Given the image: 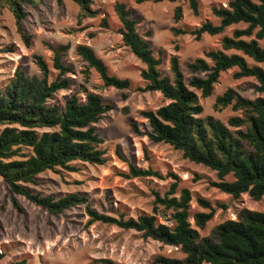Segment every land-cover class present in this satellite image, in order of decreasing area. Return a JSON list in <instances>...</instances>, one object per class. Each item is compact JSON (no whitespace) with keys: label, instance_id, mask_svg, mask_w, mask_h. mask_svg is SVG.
<instances>
[{"label":"trees","instance_id":"16d2710c","mask_svg":"<svg viewBox=\"0 0 264 264\" xmlns=\"http://www.w3.org/2000/svg\"><path fill=\"white\" fill-rule=\"evenodd\" d=\"M41 0H0V8H7L13 15L16 32L25 45L28 39L23 35L22 21L25 17L22 5H35ZM79 9L77 22L94 18L96 12L90 7L93 0H71ZM136 4L174 2V0H134ZM194 16L197 3L188 0ZM114 12L119 22L117 34L122 45L144 66L139 76L144 83L137 91L157 92L165 101L155 111H141L140 116L147 121L150 132L148 138L157 144H165L181 152L183 159L201 165L216 174V182L211 187L237 199L247 194L253 201L262 200L263 211L242 209L235 220H226L215 226L209 236L200 237L192 228L189 219L190 194L180 191L176 197V177L166 174L173 182L168 190L159 196L154 194V208L163 207L172 212L173 226L161 224L154 215L142 214L136 218H115L92 209L88 200L77 194H68L54 199L33 193L28 185L36 183L37 176L46 171L63 170L76 172L77 163L102 166L107 158L100 148L102 138L96 133L94 124L114 109L103 104L100 97L87 93L81 102L76 93L68 96L62 107L49 105L52 96L67 89L70 69L62 63L67 44L48 46L52 52V68L56 77L48 81V68L41 57L34 56L40 77L27 76L17 68L3 89L0 90V178L12 196H20L31 204L57 215L70 208L82 205L88 217L87 225L101 223L115 226L124 231H135L143 239H150L162 245L178 247L183 258L155 256L153 264H264V98L248 100L232 89L225 90L215 98L213 109L221 111L230 107L239 116L229 117L226 124L211 116L200 118L202 107L199 99L212 94L213 85L219 75L235 69L234 80L253 78L257 91L264 94V48L258 41L264 37V0H229L226 7L211 8L212 15L219 20L218 25L203 22L192 30L172 29L174 35H191L199 41L202 35L210 37L221 34L226 28L245 24L241 30H234L230 37L223 36L219 49L203 53L187 64L191 73L186 80L176 56L169 59V76L160 71L161 58L155 56L150 43V31L139 34L138 22L132 18L131 10L124 3H116ZM181 18V9H174L173 20ZM102 19L101 27H106ZM256 30V31H255ZM255 31V32H254ZM248 41L243 37H251ZM240 54H226V51ZM76 54L98 75L104 88L118 91L127 90L130 82L108 73L104 62L87 46L75 47ZM244 56L255 65H248ZM261 65V66H259ZM199 93V96L197 95ZM121 99H126L121 94ZM125 111V110H124ZM136 132V127L130 124ZM233 128V130H230ZM28 153H24V151ZM118 159L122 156L115 152ZM230 175L231 182L224 181ZM127 177L163 179L151 169L128 165ZM12 205L19 211L14 198ZM199 207L206 212L192 215L195 228L203 230L212 219L214 208L202 198H196ZM224 207V206H222ZM3 255L0 254V261ZM92 264H117L108 259H98ZM8 264H27L24 259H16Z\"/></svg>","mask_w":264,"mask_h":264},{"label":"rangeland","instance_id":"374dc122","mask_svg":"<svg viewBox=\"0 0 264 264\" xmlns=\"http://www.w3.org/2000/svg\"><path fill=\"white\" fill-rule=\"evenodd\" d=\"M195 1L197 16L193 15L188 0L157 4H136L134 0H93L90 8L96 16L83 19L81 23L77 22L79 9L71 0H41L35 5L23 4L25 17L22 26L23 35L28 39L27 45L16 32L12 13L7 8H0V90L17 68L29 77H40L34 56L42 58L48 68V81L53 80L57 72L52 68V52L48 46L67 44L69 49L61 61L70 69L65 75L69 85L67 89L56 92L48 104L62 107L65 99L73 93L83 102L87 93H94L103 104L114 107L94 124L96 133L103 140L100 148L105 151L106 163L102 166L77 163L76 172L46 171L37 176L34 185H28L31 192L54 199L77 193L85 197L98 213L115 218L122 216L124 219L149 214L154 215L159 223L172 227L170 210L156 206V211H153L154 194L162 196L173 182L165 177L170 173L176 177L175 196L178 197L183 189L190 194L188 221L200 237L209 236L215 226L226 220H235L242 209L263 211L262 200L253 201L247 194L232 199L211 187L210 183L217 181L215 172L183 159L181 152L168 145L153 143L148 138L150 129L147 121L140 116L141 111H155L168 101L157 92L137 91L144 86L139 76L144 66L122 45L117 34L119 22L114 5H127L132 18L138 22L139 34L150 31V37L145 39L154 55L161 58L159 69L162 74L170 75L169 59L176 56L185 79L189 80L188 63L203 58L205 51L219 49L223 36L230 37L232 31L246 27L241 23L233 25L217 36L202 35L199 41L191 35H174L173 28L192 30L206 21L218 25L219 20L212 15L211 8L226 7L229 0ZM176 7L181 9V18L177 23L173 20ZM102 19L106 21V27H101ZM253 38L252 35L242 39L248 41ZM78 45L90 47L104 62L110 75L130 82L129 89L104 88L95 71L88 69L76 54L75 47ZM258 45L264 48V37ZM226 54L240 53L230 50ZM244 59L248 65H255L251 59L245 56ZM234 72L235 69H230L221 73L213 85L212 94L199 99L202 107L200 118L211 116L226 124L229 117L240 115L230 107L214 111L215 98L227 89L248 100L264 98V94L257 91L258 85L253 78L234 80ZM122 93L126 95L124 100L121 99ZM132 123L136 132L130 126ZM116 151L122 160L116 157ZM128 165L149 168L164 178L127 177ZM232 180L230 175L224 178L227 182ZM12 198L19 211L13 207ZM196 198L208 201L215 210L203 230L195 228L191 218L196 212L207 211L197 205ZM87 220L82 205L52 215L23 197L12 196L0 178V254L3 255L0 264L16 259H24L27 264H92L98 259H108L117 264H153L155 256L183 258L178 247L143 239L135 231H124L112 225H87Z\"/></svg>","mask_w":264,"mask_h":264}]
</instances>
